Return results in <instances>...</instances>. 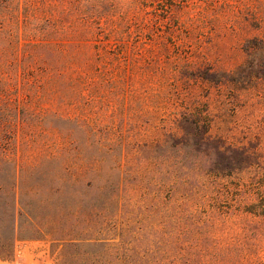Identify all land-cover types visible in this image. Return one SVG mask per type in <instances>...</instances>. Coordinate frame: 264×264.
Returning <instances> with one entry per match:
<instances>
[{"label": "rangeland", "instance_id": "374dc122", "mask_svg": "<svg viewBox=\"0 0 264 264\" xmlns=\"http://www.w3.org/2000/svg\"><path fill=\"white\" fill-rule=\"evenodd\" d=\"M18 10L0 264H126L165 241L171 208L195 213L210 264H264V0Z\"/></svg>", "mask_w": 264, "mask_h": 264}, {"label": "trees", "instance_id": "16d2710c", "mask_svg": "<svg viewBox=\"0 0 264 264\" xmlns=\"http://www.w3.org/2000/svg\"><path fill=\"white\" fill-rule=\"evenodd\" d=\"M19 4L20 0H0V63L11 62L17 65L21 63ZM26 44L36 45L31 42ZM24 55L27 57V53ZM9 81L3 74V67L0 66V92L11 90ZM5 161L0 157V162ZM3 190V184L0 182V191ZM8 216L10 217V206L0 201V222L4 224ZM169 216V232L162 244L152 242L150 248L132 250L129 253L123 250L118 253L119 258L130 259L126 264H210L207 262L208 258L206 259L208 255L206 248L194 236L188 234L194 227H198L194 219L195 213L191 211L182 213L179 209L171 208Z\"/></svg>", "mask_w": 264, "mask_h": 264}]
</instances>
